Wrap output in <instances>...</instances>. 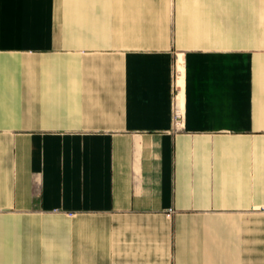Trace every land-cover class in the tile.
Returning a JSON list of instances; mask_svg holds the SVG:
<instances>
[{
    "label": "crops",
    "instance_id": "crops-1",
    "mask_svg": "<svg viewBox=\"0 0 264 264\" xmlns=\"http://www.w3.org/2000/svg\"><path fill=\"white\" fill-rule=\"evenodd\" d=\"M0 264H264V0H0Z\"/></svg>",
    "mask_w": 264,
    "mask_h": 264
},
{
    "label": "built area",
    "instance_id": "built-area-1",
    "mask_svg": "<svg viewBox=\"0 0 264 264\" xmlns=\"http://www.w3.org/2000/svg\"><path fill=\"white\" fill-rule=\"evenodd\" d=\"M181 120V112H179L177 109L174 110V121L176 128L179 126Z\"/></svg>",
    "mask_w": 264,
    "mask_h": 264
},
{
    "label": "bare ground",
    "instance_id": "bare-ground-1",
    "mask_svg": "<svg viewBox=\"0 0 264 264\" xmlns=\"http://www.w3.org/2000/svg\"><path fill=\"white\" fill-rule=\"evenodd\" d=\"M180 68V67H179ZM181 81V80H180ZM179 83V82H178ZM182 100V98H181V96H180V98H178V96L176 97V109L179 111V112H181V111H183V108H182V103H181V101L180 100Z\"/></svg>",
    "mask_w": 264,
    "mask_h": 264
}]
</instances>
